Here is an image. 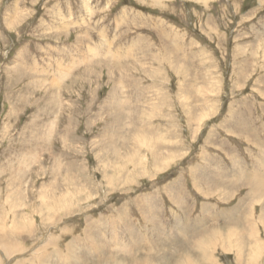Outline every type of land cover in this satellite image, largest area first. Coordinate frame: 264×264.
Returning <instances> with one entry per match:
<instances>
[{"label": "rangeland", "instance_id": "374dc122", "mask_svg": "<svg viewBox=\"0 0 264 264\" xmlns=\"http://www.w3.org/2000/svg\"><path fill=\"white\" fill-rule=\"evenodd\" d=\"M261 180L264 0H0V264H264Z\"/></svg>", "mask_w": 264, "mask_h": 264}, {"label": "bare ground", "instance_id": "6f19581e", "mask_svg": "<svg viewBox=\"0 0 264 264\" xmlns=\"http://www.w3.org/2000/svg\"><path fill=\"white\" fill-rule=\"evenodd\" d=\"M258 181V180H257ZM261 181H263V180H261ZM262 183V182H261ZM263 183H264V181H263ZM257 186V185H256ZM46 246V245H45ZM44 246V247H45ZM204 246V245H203ZM68 250H69V248H68ZM5 252V251H4ZM7 253V252H6ZM6 253H4V254H6ZM8 254V253H7ZM6 254V255H7ZM8 255H10V254H8ZM190 255H188V254H185V255H183L182 257H181V264H195V262L193 261V259L191 258V257H189ZM251 257V256H250ZM72 259H74V258H72ZM179 260V261H180ZM253 260V259H252ZM178 261V262H179ZM73 262H74V260H73ZM72 263V262H71ZM214 264V263H213Z\"/></svg>", "mask_w": 264, "mask_h": 264}]
</instances>
